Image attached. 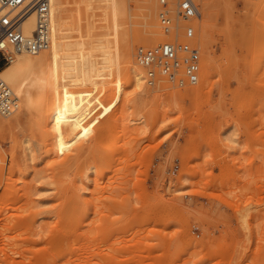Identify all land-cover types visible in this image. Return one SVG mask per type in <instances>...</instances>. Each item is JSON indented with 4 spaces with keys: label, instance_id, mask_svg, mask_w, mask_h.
<instances>
[{
    "label": "rangeland",
    "instance_id": "obj_1",
    "mask_svg": "<svg viewBox=\"0 0 264 264\" xmlns=\"http://www.w3.org/2000/svg\"><path fill=\"white\" fill-rule=\"evenodd\" d=\"M205 2L197 91L111 78L76 151L32 111L0 129V264H264V0Z\"/></svg>",
    "mask_w": 264,
    "mask_h": 264
},
{
    "label": "bare ground",
    "instance_id": "obj_2",
    "mask_svg": "<svg viewBox=\"0 0 264 264\" xmlns=\"http://www.w3.org/2000/svg\"><path fill=\"white\" fill-rule=\"evenodd\" d=\"M159 1L49 0L46 45L36 52L17 49L11 43H6L3 49L7 63L0 68V81L6 85L9 97L0 96V115L11 116L0 117V129L32 111L43 118L57 150L71 147L76 151L77 142H86L83 139L93 127L97 102L108 95L106 84L111 78L113 85L130 86L132 96L142 98L153 82L135 53L132 58L131 48L145 41L161 43L169 38L159 36L162 32L156 28L159 25L156 17L161 10ZM168 2L167 10L174 26L170 38L180 37L184 23L176 16L174 0ZM193 2L198 15L189 26L194 33L198 26L207 31L205 23L213 17L212 8L206 2L202 6V0ZM20 9L21 6L5 8L0 14L12 16ZM134 25L142 26L149 38L143 41V34ZM36 27L37 15L31 10L21 20L20 32L30 39ZM193 42L198 46L195 36ZM206 64H210L209 58H205ZM204 78H200L192 91L202 87ZM4 105H9L6 113ZM130 121H133L131 125L143 123L141 117ZM23 143L29 150L28 140L24 139ZM73 208L76 210L77 204ZM58 224L61 222L55 226ZM66 240V237L55 238L61 247Z\"/></svg>",
    "mask_w": 264,
    "mask_h": 264
},
{
    "label": "built area",
    "instance_id": "obj_3",
    "mask_svg": "<svg viewBox=\"0 0 264 264\" xmlns=\"http://www.w3.org/2000/svg\"><path fill=\"white\" fill-rule=\"evenodd\" d=\"M159 29L169 35L166 41L150 47L136 49L135 57L140 65L146 68L150 82L155 75L166 77L178 85L194 84L198 81L200 71V54L193 42L195 36L189 22L198 15V9L193 0H174L176 16L184 23L180 37L170 38L174 30L172 19L167 10L168 0H160ZM21 9L14 15L0 14V59L7 62L3 51L6 43L13 44L17 49L36 52L46 43L47 13L49 0H0V11L5 8ZM33 10L37 15V27L32 38H25L20 32V22L24 16ZM179 37V38H178ZM6 85L0 81V96L9 97ZM9 110V105L3 106V112Z\"/></svg>",
    "mask_w": 264,
    "mask_h": 264
}]
</instances>
